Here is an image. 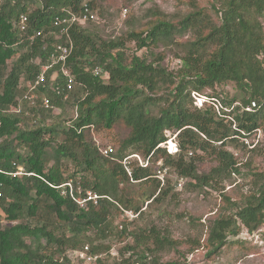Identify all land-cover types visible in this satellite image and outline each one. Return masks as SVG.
<instances>
[{
  "label": "trees",
  "instance_id": "16d2710c",
  "mask_svg": "<svg viewBox=\"0 0 264 264\" xmlns=\"http://www.w3.org/2000/svg\"><path fill=\"white\" fill-rule=\"evenodd\" d=\"M83 3L95 11L93 0H0V211L10 222H0V264H83L68 252L88 245V253L102 254L112 247L85 240L90 230L99 239L128 235L141 247L143 260L155 249L175 247L174 239L154 227L136 231L126 230L125 222L120 228L112 225L119 213L138 215L145 202L167 197L171 182L155 176L159 168L190 179L188 184L195 189L239 173L228 146L264 125V0H208L209 7L186 0V11L177 20L153 10L145 29L132 28L115 38L100 37L92 29L93 20L72 24L66 66L74 76L73 88L62 97V76L55 66L46 72L45 85L38 91L59 113L72 106L73 114L41 122L54 112L22 98L23 84L38 72L47 51L62 42L52 33L53 17L65 11L79 13ZM21 13L28 18L24 30L18 25ZM186 33L190 34L186 40L175 42V36ZM128 43L145 53L127 51ZM161 43L178 46L175 67L164 64L162 55L153 57L150 47ZM228 84L236 90L232 95L223 90ZM206 89L210 92L202 93ZM192 92L210 99L197 106ZM17 106L18 112L11 111ZM33 117L41 121L32 122ZM117 124L127 133L105 156L92 141L90 129ZM166 130L175 134L173 153L159 145L168 138ZM260 150L264 155V148ZM205 155L216 163L199 171ZM158 161L161 165L156 166ZM12 162L31 174H7L15 169ZM249 176L253 186L248 193L235 199L223 194L233 209L210 222L206 256L240 243L234 238L244 228L251 233L264 224V170ZM68 179L82 191L105 197L98 205L80 207L58 187ZM143 232L147 234L142 236ZM180 256L155 263L187 264ZM94 263L109 264L98 258L89 264ZM110 264L129 263L122 258Z\"/></svg>",
  "mask_w": 264,
  "mask_h": 264
},
{
  "label": "rangeland",
  "instance_id": "374dc122",
  "mask_svg": "<svg viewBox=\"0 0 264 264\" xmlns=\"http://www.w3.org/2000/svg\"><path fill=\"white\" fill-rule=\"evenodd\" d=\"M186 0H93L94 13L96 15L92 22V29L102 38H115L123 35L130 29L143 30L147 27V22L152 18L151 11L159 10L166 18H176L181 16L187 8ZM198 5L209 7L208 0H195ZM264 25V20H263ZM186 33L182 37L175 36V42L186 40L189 37ZM127 51H136L138 54L145 53V49L136 50L133 43H128ZM150 51L155 55L164 57L163 63L169 68L175 67L178 60L176 54L180 50L175 43L151 46ZM11 59L7 61L11 63ZM24 85V84H23ZM219 89V87H218ZM229 95L236 92L232 84L223 88ZM209 89L202 93L208 94ZM208 101L204 95L201 98ZM197 106L202 105L198 102ZM218 107L216 102L213 104ZM52 113V112H51ZM53 114L46 115L43 120L32 118V122L52 123L68 119L73 114V107L67 106ZM36 120V121H33ZM126 129L122 124L112 126L110 129H90V137L98 147L111 146L113 152L116 150L118 140L125 136ZM167 137H172V130L165 131ZM250 148H254L253 150ZM260 148H264V125L249 135L239 137L236 145H229L228 149L233 153L239 173H233L224 181L214 184V186H205L203 189L193 188L188 184L190 179H181L173 171L165 170L164 178L168 177L172 186L171 192L160 202H150L143 204V211L133 218L126 214L119 213L112 226L122 227L126 223V230L139 229L147 230L154 227L164 231L169 237L176 241L175 247H165L161 250H154L153 256L146 259H140L141 247L136 246L133 239L128 235L108 236L105 239L94 237V231L90 230L84 235V239H90L91 242H108L112 247L108 252H102L99 261L105 263H114L122 258L127 259L129 264H156V259L160 262L181 258V254L186 258L187 264H264V224L249 233L245 228L241 230L234 240L241 242L234 245L224 246L217 254L206 256L207 247L205 238L210 222L217 216L225 212L232 211L233 208L224 200L223 194L232 199L238 198L241 193H248L253 186V179L250 173L264 170V155ZM216 161L213 156L205 155L198 164L199 171H207ZM71 169L72 165L67 163ZM161 165L158 161L156 166ZM150 189L145 190L148 195ZM1 214V224H9ZM145 236L147 233H141ZM146 238V237H144ZM127 244L135 245L132 250H125ZM147 246L150 243H146ZM70 258L74 259L73 256ZM83 264H89L83 262ZM95 264V263H94Z\"/></svg>",
  "mask_w": 264,
  "mask_h": 264
},
{
  "label": "built area",
  "instance_id": "2783aa9c",
  "mask_svg": "<svg viewBox=\"0 0 264 264\" xmlns=\"http://www.w3.org/2000/svg\"><path fill=\"white\" fill-rule=\"evenodd\" d=\"M96 15L94 11L89 9V6L87 3H83L82 11L79 13H74L70 11H65L62 14H56L52 19V33L54 35L55 39L62 40V42H57L52 46L46 54V58L44 62L40 64L38 72L33 76L31 80H27L25 85V91L22 95V98L26 99L31 105H36L37 103L39 106H41L44 109H51L52 112H56V108L53 106V104L50 102V99L45 95L38 91L39 85H45L46 82V72L55 67L58 66L60 74L62 76L63 81V90L64 93L62 95L63 98L67 97L68 92L73 88L74 85V76L69 70V68L66 66V59L67 56L70 53V44L68 40V30L70 26L74 23H85L88 20L95 19ZM28 18L26 14H19L18 17V25L20 30H24L27 25ZM99 69L96 67L94 69V73H98ZM53 77V76H52ZM61 89V91H63ZM60 90H56V92L59 94L61 93ZM40 93V94H38ZM192 96L195 99V103L201 104L204 100L200 99L201 95L192 92ZM251 106H254V103H252L250 106H247L246 109L250 110ZM11 111L18 112L19 106L12 107ZM162 147H165L166 150L170 153H173L177 150V146L174 140V136L168 137L166 141L159 144ZM100 152L108 156L113 152V148L111 146H104L99 147ZM129 157H135L139 161L140 164L143 166L146 165V163H143L140 157L137 154H131ZM126 161V158L122 160V163L124 164ZM12 164L15 166L14 171L8 172L7 174L15 177H20L23 175H30V172H26L24 167L20 164H16L15 162H12ZM1 172V169H0ZM164 169H157L156 171V177L163 182L164 178ZM58 187L61 188V192L64 194H67L78 206L84 207L88 203H92V205H98L99 200L104 195H99L94 191L86 190L82 191L80 185H74L72 179H68L63 184L59 185ZM3 195L2 192V182H0V197ZM125 214L134 217L135 215L131 214L130 212L125 211ZM69 257L73 256L74 259L81 260L85 263H90L97 258L101 257V254H91L88 253V245H85L83 249L70 251L68 252Z\"/></svg>",
  "mask_w": 264,
  "mask_h": 264
}]
</instances>
